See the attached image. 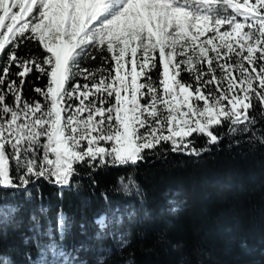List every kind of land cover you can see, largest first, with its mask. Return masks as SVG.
I'll return each mask as SVG.
<instances>
[{"label":"snow or ice","instance_id":"obj_1","mask_svg":"<svg viewBox=\"0 0 264 264\" xmlns=\"http://www.w3.org/2000/svg\"><path fill=\"white\" fill-rule=\"evenodd\" d=\"M29 42L42 58L18 54ZM103 53L111 70L81 67ZM0 63L14 96L0 91V187L68 186L76 165H136L162 144L199 155L196 137L247 132L253 98L264 106V0H0ZM33 70L43 103L22 99Z\"/></svg>","mask_w":264,"mask_h":264},{"label":"trees","instance_id":"obj_2","mask_svg":"<svg viewBox=\"0 0 264 264\" xmlns=\"http://www.w3.org/2000/svg\"><path fill=\"white\" fill-rule=\"evenodd\" d=\"M42 53L38 42H29L18 54L42 58ZM113 64L103 53L81 67L111 70ZM18 70L13 67L11 72ZM182 76L195 85L188 73ZM12 79L19 87L20 78L10 74ZM24 80L22 99L43 103L34 89L45 88L47 77L33 70ZM76 82L92 83L81 77ZM0 91L6 93L5 103L14 106L6 85ZM208 91H215V85ZM252 103L249 115L256 123L247 132H229L226 123L213 129L221 134L218 143L198 136L193 146L199 155L173 152L169 144H162L146 150L145 159L136 165H76L78 171L68 186L33 177L26 188L0 187L1 260L5 264H264V106L255 97Z\"/></svg>","mask_w":264,"mask_h":264},{"label":"rangeland","instance_id":"obj_3","mask_svg":"<svg viewBox=\"0 0 264 264\" xmlns=\"http://www.w3.org/2000/svg\"><path fill=\"white\" fill-rule=\"evenodd\" d=\"M223 30V29H222ZM233 59H235V57H233ZM201 104L203 103L202 101L200 102ZM143 131V130H142ZM102 217H99L98 220H100ZM1 260V258H0Z\"/></svg>","mask_w":264,"mask_h":264}]
</instances>
